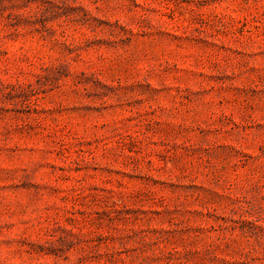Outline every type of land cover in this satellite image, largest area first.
<instances>
[{
    "label": "rangeland",
    "instance_id": "1",
    "mask_svg": "<svg viewBox=\"0 0 264 264\" xmlns=\"http://www.w3.org/2000/svg\"><path fill=\"white\" fill-rule=\"evenodd\" d=\"M0 264H264V0H0Z\"/></svg>",
    "mask_w": 264,
    "mask_h": 264
}]
</instances>
